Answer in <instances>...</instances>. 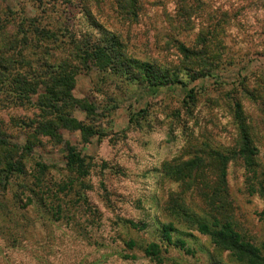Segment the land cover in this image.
Wrapping results in <instances>:
<instances>
[{
  "label": "rangeland",
  "instance_id": "rangeland-1",
  "mask_svg": "<svg viewBox=\"0 0 264 264\" xmlns=\"http://www.w3.org/2000/svg\"><path fill=\"white\" fill-rule=\"evenodd\" d=\"M42 1L47 2L45 14L34 7L38 0H0V40L7 34L23 36L18 31L23 9L30 18L39 16V28L68 27L78 34L92 32L96 39L103 30L112 31L125 42L128 55L164 66L178 65L184 58L174 39L192 46L201 29L212 30L214 41L225 46L223 57L234 56L235 63L217 70L224 85L210 77L191 81L182 72L180 77L189 80L186 86L166 85L154 91L116 72V60L98 51L90 68L76 75L75 103L67 109L74 124L60 127L58 140L34 135L36 123L48 116L39 107L15 105L9 87L1 86L0 131L10 142L34 143L26 169L31 174L37 162L47 164L44 181L59 195L56 205L47 197L43 207L35 208L24 194L33 195L34 188L39 192V185H32L35 179L28 175L10 180L2 195L3 212L16 214L18 221L0 220V264H214L218 259L235 264L228 252L188 227L182 221L185 215L170 209L175 197L194 209L201 208L203 200L194 183L186 187L165 175L162 165L188 160L205 144L218 149L234 146L237 130L229 106L233 94L243 104L264 168V101L255 102L243 92L246 85L259 94L264 82V0H199L193 27L183 24L177 0H140L138 18L125 16L116 0ZM86 5L102 31L82 15ZM24 28H29L27 22ZM45 46L53 44L49 40ZM65 48L50 50L67 53ZM192 87L199 91L198 98L187 104ZM32 121V128L24 126ZM67 146L76 147L88 173L70 178ZM228 182L244 230L264 239V197L251 193L241 163L230 162ZM170 221L177 226L173 238L185 239L186 246L163 243V224ZM14 226L18 230L10 232L8 227ZM151 243L157 244V252L152 253Z\"/></svg>",
  "mask_w": 264,
  "mask_h": 264
},
{
  "label": "trees",
  "instance_id": "trees-1",
  "mask_svg": "<svg viewBox=\"0 0 264 264\" xmlns=\"http://www.w3.org/2000/svg\"><path fill=\"white\" fill-rule=\"evenodd\" d=\"M140 2V0H116L118 8L123 11L124 15L132 18H138L141 14ZM176 4L177 11L184 18L183 24L193 27L201 9L199 0H177ZM34 7L43 14L47 13V2L38 0V3H34ZM81 13L86 15L89 23L102 31L101 24L97 22L89 6L83 7ZM20 14L18 31L23 36L7 34L3 35L0 40L2 43L0 47V87H9L8 92L15 105H33L39 107L45 116H48L45 122H24V126L30 128L34 123L37 124L34 135L49 136L58 140L61 134L60 127L68 128L74 124V118L69 115L67 109L75 103L73 96L75 78L78 72L84 68H90V60L94 55H97L95 53L98 51L107 52L116 60V72H121L142 84H148V87L154 91L166 85L181 84L186 86L189 80L180 77L182 72H186V76L191 81L210 77L214 78L218 84H225L223 75L217 70L222 65L228 68L235 63L234 56L223 57L222 52L225 46H221L219 41H214L215 35L212 30L201 29L198 32L196 43L192 46L174 39L177 49L184 55V58L178 65L164 66L128 55L125 42L107 29L103 30L100 37L96 39L92 32L78 34L75 30L73 31V28L65 26V30L61 27L59 30L39 28L38 15L34 19L30 18L23 9ZM26 22L29 24V28H24ZM0 30L3 31L4 28H0ZM49 40L54 48L66 46L67 53L59 51L55 54L54 50H50L53 47L45 46V42H49ZM211 43H213V48L210 47ZM240 83L244 86V82ZM41 85L42 91H38L37 88ZM237 87L239 86H234V92ZM263 89L264 82H260L259 94L253 92L246 85L243 92L252 97L253 101L258 102L261 99L264 101ZM198 94L199 91L195 87L190 88L187 94L190 101H186L187 104H195ZM230 100L232 102L229 106L232 109L237 130V140L234 146L228 149H218L205 144L188 160L163 163L162 170L165 175L183 181V184L188 188H190V184L194 183L203 200L201 208L194 209L192 205L182 206V201L175 197L170 209H173L176 214L185 215L186 219L183 217L182 221L188 227L196 228L201 234L207 236L218 250L228 252L229 256L236 261L235 264H264V239L259 240L257 237H252L248 234L247 229L244 230L238 219L239 213L235 212L238 208H234L228 182L230 162H239L245 168L246 182L251 193H257L264 197V168L258 158V147L250 131L243 104L240 98L233 94L230 96ZM263 104L261 111L264 114ZM262 121L264 124V117ZM33 149L34 143L30 139H27L23 144L13 143L7 140L4 131H0V220L18 221L16 214L3 212V203L5 202L2 199V195L8 191L10 180L15 177L26 179L30 175L35 179L32 185H39L38 193L35 192L36 188L33 189V195L24 193L29 204L35 208L43 207L44 200L49 197L52 205H56L58 191L52 192L53 186L44 181V174L50 167L42 162H37V169L31 174L26 169L28 161L31 160L29 158ZM66 151L65 167L70 172V178H74L73 176H77V174L88 173V165L85 159L77 154L76 147L67 146ZM60 189H63V186L58 188V190ZM58 205L61 207V203ZM181 207L185 208L181 209ZM57 210L60 211V209ZM261 215L264 219V212ZM0 227L3 226L0 224ZM176 227L175 222L172 221L163 224V239H165L163 243L174 246L180 243V246H186L185 239L173 238ZM8 230L13 232L18 229L14 226L8 227ZM154 245L157 244H149L152 253L156 251L153 248ZM214 264L233 263L218 259Z\"/></svg>",
  "mask_w": 264,
  "mask_h": 264
}]
</instances>
